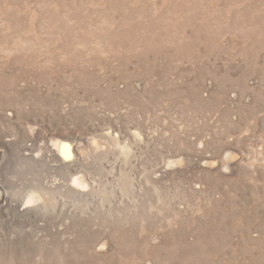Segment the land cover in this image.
Listing matches in <instances>:
<instances>
[{"label":"rangeland","instance_id":"1","mask_svg":"<svg viewBox=\"0 0 264 264\" xmlns=\"http://www.w3.org/2000/svg\"><path fill=\"white\" fill-rule=\"evenodd\" d=\"M0 264H264V0H0Z\"/></svg>","mask_w":264,"mask_h":264},{"label":"bare ground","instance_id":"2","mask_svg":"<svg viewBox=\"0 0 264 264\" xmlns=\"http://www.w3.org/2000/svg\"><path fill=\"white\" fill-rule=\"evenodd\" d=\"M49 152H50V154H52L51 156H54L56 159H58L57 161L59 162V165H61V166L66 167L67 165H72V163H74L77 159L80 162V157H78L79 156L78 150H76L74 152L72 148L70 149L69 146L64 145L61 142H57L55 145L53 144L52 146H50ZM75 156H77V158H74ZM71 167L73 168V165ZM73 184L80 187V188L84 187V189H85V187H87V182L85 181V179H83L81 177L76 178L73 181ZM31 198L33 199L31 201L33 202L36 197L33 196ZM32 202H30V203H32Z\"/></svg>","mask_w":264,"mask_h":264},{"label":"water","instance_id":"3","mask_svg":"<svg viewBox=\"0 0 264 264\" xmlns=\"http://www.w3.org/2000/svg\"><path fill=\"white\" fill-rule=\"evenodd\" d=\"M69 144V143H68ZM70 145V144H69Z\"/></svg>","mask_w":264,"mask_h":264}]
</instances>
